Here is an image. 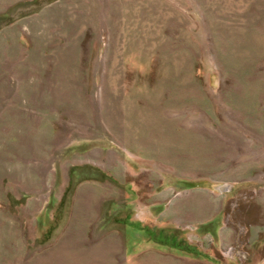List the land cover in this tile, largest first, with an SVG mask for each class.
Masks as SVG:
<instances>
[{
	"label": "rangeland",
	"instance_id": "rangeland-1",
	"mask_svg": "<svg viewBox=\"0 0 264 264\" xmlns=\"http://www.w3.org/2000/svg\"><path fill=\"white\" fill-rule=\"evenodd\" d=\"M0 264H264V0H0Z\"/></svg>",
	"mask_w": 264,
	"mask_h": 264
},
{
	"label": "crops",
	"instance_id": "crops-1",
	"mask_svg": "<svg viewBox=\"0 0 264 264\" xmlns=\"http://www.w3.org/2000/svg\"><path fill=\"white\" fill-rule=\"evenodd\" d=\"M203 204H204V203H203ZM206 209H209V207H205V205H204V206L202 207V209H201V210H202V211H201V215L205 213L204 211H205ZM202 212H204V213H202ZM208 220H210V219H208ZM208 220H205V221H203V222H206V221H208ZM203 222H201L200 224H202ZM200 224H199V225H200ZM199 225H198V226H199ZM196 227H197V226H196ZM204 233H205V232H204Z\"/></svg>",
	"mask_w": 264,
	"mask_h": 264
},
{
	"label": "trees",
	"instance_id": "trees-1",
	"mask_svg": "<svg viewBox=\"0 0 264 264\" xmlns=\"http://www.w3.org/2000/svg\"><path fill=\"white\" fill-rule=\"evenodd\" d=\"M169 238L173 240L172 242H174V241H176V240H177V238H174V236H173V235H172V236H170Z\"/></svg>",
	"mask_w": 264,
	"mask_h": 264
}]
</instances>
